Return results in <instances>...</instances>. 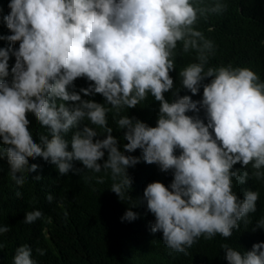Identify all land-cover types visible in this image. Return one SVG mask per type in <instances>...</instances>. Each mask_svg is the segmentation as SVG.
<instances>
[{
	"label": "clouds",
	"instance_id": "obj_1",
	"mask_svg": "<svg viewBox=\"0 0 264 264\" xmlns=\"http://www.w3.org/2000/svg\"><path fill=\"white\" fill-rule=\"evenodd\" d=\"M8 8L3 20L11 34L0 35L9 42L0 47V160L7 159L18 187L39 168L29 165V158L39 157L61 175L103 170L112 180L111 191L124 200L133 183L127 170L142 159L172 173L170 185L154 181L143 191L155 217L151 232L162 233L168 249L187 254L201 237L230 238L240 221L247 223L259 193L247 190L241 200L233 181L244 184L249 165L253 178H264V82L248 67L229 63L206 69L214 44L195 27L201 17L223 13L226 5L219 0L211 5L202 0H10ZM178 43L181 53H196L195 62L178 73L181 87L192 95L181 96L176 88L170 102L164 94L174 89ZM10 54L15 57L11 73ZM78 78L90 82L79 92ZM201 87L202 99L194 101ZM80 93L99 94L104 103ZM149 94L159 102L155 127L121 115ZM29 113L46 129L39 143L29 130ZM109 113L125 130L123 151L108 126ZM137 149L142 156L125 154ZM238 163L241 168L234 170ZM97 183L104 178L97 177ZM46 199L51 203L54 197ZM42 216L38 209L29 211L24 222ZM137 218L127 210L121 220ZM257 227L264 229V218ZM9 230L0 226V234ZM220 247L228 264H264V242L244 253L226 243ZM36 252L46 254L41 248ZM13 262L37 264L27 244L16 248Z\"/></svg>",
	"mask_w": 264,
	"mask_h": 264
},
{
	"label": "trees",
	"instance_id": "obj_2",
	"mask_svg": "<svg viewBox=\"0 0 264 264\" xmlns=\"http://www.w3.org/2000/svg\"><path fill=\"white\" fill-rule=\"evenodd\" d=\"M9 2L0 0V35L3 36L11 34L3 20L10 12ZM202 2L211 5L217 0ZM219 2L226 5L223 13H211L206 20L201 17L195 25L214 44V55L209 57L206 69L229 63L234 67H248L264 82V0ZM8 46V41L0 40V47ZM14 47L18 48L19 42ZM181 48L182 44L178 43L176 68L171 73L174 89L164 94L170 102L174 99L172 91L176 88H180L181 96L192 95L181 87L178 73L188 63L195 62L196 53H181ZM14 63L15 57L10 54V73ZM89 83L85 78H78L74 82L75 90L79 92L80 88L88 87ZM80 94L82 99L104 103V98L99 94ZM202 95L203 87L192 99L200 100ZM158 110L159 102L149 94L146 101L135 108L123 110L121 115L135 117L155 127ZM200 117L204 118L203 110ZM28 119L29 130L39 143V137L46 134V129L31 113ZM108 126L112 127V135L117 138L118 147L123 151V145L127 143L123 139L125 130L117 127L111 113L108 114ZM71 135L70 132L65 138L70 141ZM98 138L103 139L104 135ZM68 150H71L70 143ZM125 154L142 156L140 149ZM32 163L39 165L37 172L27 173L25 183L18 187L9 175L7 159L0 160V226H8L10 229L0 234V264H14L15 250L24 244L32 248L33 259L37 264H228L221 244L226 243L244 253L250 251L253 244L264 242V229L257 227L258 221L264 218V178H253L251 165L244 169L249 171V178L244 184L234 179L233 191L241 200L244 199L245 191H257L259 198L256 211L248 215L247 223L243 220L239 222L238 229L233 230L230 238H223L219 234L212 240L201 237L185 254L168 249L163 244L162 233L151 232L155 217L147 211L146 202L143 201V191L149 183L159 181L165 186L170 185L173 179L171 172H161L156 164H147L141 159L140 163L127 170L133 183L125 199L121 200L111 191L112 180L103 170L100 173L83 170L79 174L70 171L61 175L55 165L42 158H29V165ZM73 164L75 168L83 169L80 162L74 161ZM240 168L239 163L234 166V170ZM37 175L41 176V180H34ZM97 177H103L104 183H97ZM17 192L21 193L20 197H17ZM48 194L54 197L51 203L46 199ZM37 209L42 211V218L31 224L25 223L26 212ZM127 210L138 213V218L122 222L121 218ZM37 248L44 249L46 254L40 256L36 252Z\"/></svg>",
	"mask_w": 264,
	"mask_h": 264
}]
</instances>
